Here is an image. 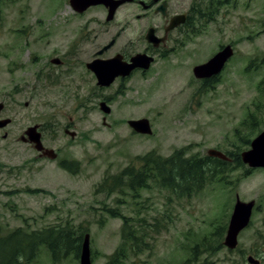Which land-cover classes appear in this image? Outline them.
<instances>
[{
  "label": "rangeland",
  "instance_id": "374dc122",
  "mask_svg": "<svg viewBox=\"0 0 264 264\" xmlns=\"http://www.w3.org/2000/svg\"><path fill=\"white\" fill-rule=\"evenodd\" d=\"M236 1L213 14L187 47L157 58L145 73L92 89L84 61L101 10L79 16L69 0H0V119H11L0 126V235L18 227L81 225L90 234L92 264H107L122 243L123 219L108 214L117 209L142 224V241L138 253L129 245L127 258L116 264H249V254L264 257V168L237 166L233 159L264 130V0ZM143 12L138 4L119 10L115 22L131 23L125 37L137 38L148 24L149 16L136 19ZM230 42L234 57L215 88H205L193 67ZM64 51L71 63L51 62ZM102 100L110 113L101 110ZM144 117L152 134L129 125ZM34 124L56 159L21 139ZM180 148L201 155L216 149L232 159L192 195L179 197L155 181L137 196L126 186L101 190L107 177L145 153L168 156ZM64 161L78 170L62 167ZM236 195L256 202L230 249L224 237ZM28 264H80V257L69 252L54 261L43 249Z\"/></svg>",
  "mask_w": 264,
  "mask_h": 264
},
{
  "label": "trees",
  "instance_id": "16d2710c",
  "mask_svg": "<svg viewBox=\"0 0 264 264\" xmlns=\"http://www.w3.org/2000/svg\"><path fill=\"white\" fill-rule=\"evenodd\" d=\"M187 150V148L176 149L168 156L154 150L149 151L138 158L137 164H131L122 169L120 174L114 176V179L112 176L107 177L100 185L101 190L113 192L120 186L122 188L126 186L134 193V196H137L139 194L135 192L150 187V181H155L179 197L192 195L224 172L229 163L218 156L189 154ZM234 159L237 166L242 165L241 154H236ZM61 166L71 171L78 170V165L69 161L61 162ZM108 214L123 219L122 243L109 256L107 262V264H116L127 258L129 245L133 246V250L136 249L137 253L141 250L139 245L142 237L138 230L142 224L135 225L130 216L122 214L117 209H109ZM221 229L222 227L219 231ZM86 230L87 228L81 225L65 227L49 225L30 231L18 227L5 235H0V264H28L43 249L49 251L54 261L66 257L69 252L79 258Z\"/></svg>",
  "mask_w": 264,
  "mask_h": 264
},
{
  "label": "flooded vegetation",
  "instance_id": "af4514ba",
  "mask_svg": "<svg viewBox=\"0 0 264 264\" xmlns=\"http://www.w3.org/2000/svg\"><path fill=\"white\" fill-rule=\"evenodd\" d=\"M232 3L236 7V0H233V2H231V0H131L121 4L116 9L111 19H108L110 9L103 3L89 5L82 12L73 9L79 16L85 15L92 9L101 10V17L92 24L96 25L97 32L93 44L90 45V49L87 50V58L84 61L86 71L94 80V87L92 89L110 88L118 82H122V85L130 75L132 76L136 72L145 73V71L157 61V58L166 59L170 57L171 53L176 52L181 47H187L189 41L198 33L199 29H206L207 25L214 21V19H212L214 16L213 14L221 12L222 8L227 4L232 6ZM129 4H138L144 10L143 13H137L136 19H146L149 16L148 24H145L142 29L137 31L138 35L135 39L124 36L127 27L131 25L130 20H128L129 24L115 22L119 10ZM162 6L164 7L163 9L161 8ZM172 23H174V27H170ZM150 29H153V33L156 37L153 41L147 38V33ZM92 31H94L93 26ZM226 45H230L233 49V55L228 59V62H230L235 53L232 42L220 46L218 51L213 55L224 49ZM138 54H144L146 57L154 58L150 67L148 69L135 68L128 76L120 75L116 77L111 85H100L95 72L89 67V64L95 60L107 61L110 59H117L123 64L131 63L132 58ZM59 55L60 56L52 58L51 62L61 66H66L71 63L68 59L71 58V56H69L66 51ZM53 59H57L59 62H53ZM67 67L71 68V66ZM220 74L218 73L210 77L198 79L206 86L205 88L214 89ZM228 159H232V156H228ZM252 256L259 262L249 264H264V257L262 254L256 253V255L253 254Z\"/></svg>",
  "mask_w": 264,
  "mask_h": 264
},
{
  "label": "water",
  "instance_id": "95a60500",
  "mask_svg": "<svg viewBox=\"0 0 264 264\" xmlns=\"http://www.w3.org/2000/svg\"><path fill=\"white\" fill-rule=\"evenodd\" d=\"M70 5L75 11L82 12L89 5L103 3L109 7L108 19H111L116 9L123 3L131 0H69ZM164 8L163 6L161 7ZM174 27V23L170 25ZM147 38L150 41L155 40L153 29H150L147 33ZM233 55V49L230 45H227L213 55L206 62L195 65L193 69L194 76L196 78H206L212 75L218 74L225 67L228 59ZM153 57H146L144 54H138L132 58L131 63L123 64L117 59H110L107 61L95 60L89 64V67L95 72L98 83L100 85H111L118 76H128L135 68L148 69L153 61ZM53 62H59L57 59H53ZM2 105H0V108ZM100 108L105 113H110V105L102 100L100 102ZM11 121L9 118L0 119V126L3 127ZM129 125L138 133L152 134L153 129L150 120L146 117L139 119L129 120ZM68 132L74 137L76 132L68 130ZM21 139L25 142H30L33 147L40 153V156L56 159L57 152L53 148L46 147L42 140V132L39 130V125L35 124L29 126L21 135ZM251 147L244 150L241 153L242 160L250 167H264V130L259 133L252 141ZM209 155L218 156L226 159L225 153L211 149L208 152ZM255 206V200L244 201L237 195L236 201L233 207V212L230 217V221L224 237V244L234 249L237 247L240 232L246 228L252 217L253 208ZM249 263L259 262L254 256L249 255L247 257ZM80 264H92L91 249H90V234L86 233L81 246L80 252Z\"/></svg>",
  "mask_w": 264,
  "mask_h": 264
}]
</instances>
